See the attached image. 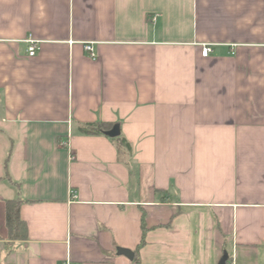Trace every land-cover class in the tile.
<instances>
[{
    "label": "crops",
    "instance_id": "obj_1",
    "mask_svg": "<svg viewBox=\"0 0 264 264\" xmlns=\"http://www.w3.org/2000/svg\"><path fill=\"white\" fill-rule=\"evenodd\" d=\"M225 256L264 264V0H0V264Z\"/></svg>",
    "mask_w": 264,
    "mask_h": 264
},
{
    "label": "trees",
    "instance_id": "obj_2",
    "mask_svg": "<svg viewBox=\"0 0 264 264\" xmlns=\"http://www.w3.org/2000/svg\"><path fill=\"white\" fill-rule=\"evenodd\" d=\"M113 125H108L105 123H97L90 124L80 127L81 133L85 135H99L104 134V131L111 129ZM112 141L116 144L118 155L120 160L125 161L124 158L128 156V161L126 164L130 168L131 175H135L137 173V169L133 167V162L131 160L132 157V147L131 144L124 138L122 135L118 138L112 139ZM22 204L21 199L11 200L7 202L6 209V223L8 229L9 239L12 241L25 240L27 239V226L25 222L21 220L20 217V206ZM145 244L140 245L142 247ZM136 264H139V260L135 259Z\"/></svg>",
    "mask_w": 264,
    "mask_h": 264
},
{
    "label": "built area",
    "instance_id": "obj_3",
    "mask_svg": "<svg viewBox=\"0 0 264 264\" xmlns=\"http://www.w3.org/2000/svg\"><path fill=\"white\" fill-rule=\"evenodd\" d=\"M154 20H156V17L154 18ZM29 42H30L31 45H30V47L28 49V53H29V55L31 57H33V56H35L37 54L38 47L33 41H29ZM85 51L90 55V57L92 59H96L97 58V53H96V50L94 48V44L93 43L92 44H86L85 45ZM211 52H212V49H211L210 46H208V45L204 46L203 52H202L204 57H208L211 54ZM72 159L73 158H71V160ZM71 195H72L73 198H75L73 192H71ZM233 264H235V263L233 262Z\"/></svg>",
    "mask_w": 264,
    "mask_h": 264
},
{
    "label": "water",
    "instance_id": "obj_4",
    "mask_svg": "<svg viewBox=\"0 0 264 264\" xmlns=\"http://www.w3.org/2000/svg\"><path fill=\"white\" fill-rule=\"evenodd\" d=\"M104 134L110 138H118L121 135V127L119 124L115 125L112 129L104 131ZM119 253L127 256L129 259L133 260L135 258V254L132 251L126 249H120ZM228 257H224L221 264H226Z\"/></svg>",
    "mask_w": 264,
    "mask_h": 264
}]
</instances>
